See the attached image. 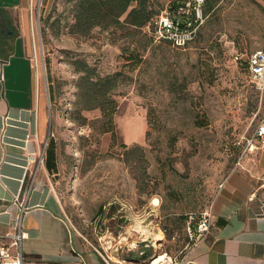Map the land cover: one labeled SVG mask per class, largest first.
Here are the masks:
<instances>
[{
    "label": "rangeland",
    "instance_id": "obj_1",
    "mask_svg": "<svg viewBox=\"0 0 264 264\" xmlns=\"http://www.w3.org/2000/svg\"><path fill=\"white\" fill-rule=\"evenodd\" d=\"M150 2L162 12L184 0ZM211 3L197 37L176 46L151 25L135 34L120 25L75 34L73 0H35L29 43L53 139L40 152L50 170L57 162L51 178L61 215L72 239L84 243L75 251L100 254L105 264L182 257L192 247L188 215L209 208L264 118V87L242 63L264 49V0ZM38 8L42 18H61L60 27L47 23L45 39ZM129 53L139 61H128ZM75 58L100 75L121 72L111 119L99 108L74 111ZM23 248L31 250L30 243Z\"/></svg>",
    "mask_w": 264,
    "mask_h": 264
},
{
    "label": "crops",
    "instance_id": "obj_2",
    "mask_svg": "<svg viewBox=\"0 0 264 264\" xmlns=\"http://www.w3.org/2000/svg\"><path fill=\"white\" fill-rule=\"evenodd\" d=\"M34 3L0 0L5 22L13 28L3 36L5 48L0 49V234L15 232L21 215L28 235L23 247L26 241L31 246L27 252L23 248L24 264H105L100 254L74 250L84 243L72 239L61 215L51 178L58 174L57 162L49 170L45 160H38L50 122L46 94L31 58ZM207 210L212 212L210 234L188 253L184 264H264V144L243 151ZM0 242H9V237Z\"/></svg>",
    "mask_w": 264,
    "mask_h": 264
},
{
    "label": "trees",
    "instance_id": "obj_3",
    "mask_svg": "<svg viewBox=\"0 0 264 264\" xmlns=\"http://www.w3.org/2000/svg\"><path fill=\"white\" fill-rule=\"evenodd\" d=\"M211 2L212 0H206L203 11L204 14L212 7ZM184 5L185 0L182 3L177 2V4H173L169 7V11L171 13H176L178 8ZM72 13L73 22L69 24V31L79 35H87L97 26L109 28L111 26L120 25L127 29L128 33L133 34L142 32L143 27L148 25L153 26L154 29V22L161 12L153 8L150 0H73ZM6 16V10L0 8L1 50L5 48L1 47L3 46V36L6 35L8 31L13 30V28L5 22L4 17ZM122 17H124L123 20ZM50 19V15L42 18L40 14V21L44 22L41 27V34L44 39L47 35V23H49L48 28H53L54 25L60 24L59 21L61 18L55 17L52 21H50ZM56 34H58V31ZM147 45L146 43L144 48H146ZM138 58H140L139 54L134 55L133 53H129L126 59L137 63L139 61ZM246 61V59L243 60V65H245ZM48 63L46 58V64ZM136 63L133 65H136ZM72 64L79 74L77 83L78 90L76 99L73 103L74 111L81 113L83 110L99 108L105 117L111 119L117 107V103L112 96V91L119 85L121 72L100 75L95 68L81 58H75ZM246 68L248 70L247 66ZM53 88L54 87L49 84L51 100H53L54 96L52 93ZM49 143H53L52 137H50Z\"/></svg>",
    "mask_w": 264,
    "mask_h": 264
},
{
    "label": "built area",
    "instance_id": "obj_4",
    "mask_svg": "<svg viewBox=\"0 0 264 264\" xmlns=\"http://www.w3.org/2000/svg\"><path fill=\"white\" fill-rule=\"evenodd\" d=\"M206 0H185V5L180 6L176 13L163 10L154 22V34L157 38L166 39L176 46H185L192 42L198 35L199 27L205 21L203 5ZM36 17L40 20V8ZM35 18V17H34ZM236 61H242V56L236 55ZM251 79L260 87H264V49L251 53L246 61ZM257 144H264V118L256 127L253 134L246 138V150L254 148ZM32 158L35 155L32 154ZM43 161V154L40 158ZM18 200V196H16ZM212 212L204 210L199 213H190L186 222L188 240L192 243L189 251L180 258H164L159 264H184L188 253L210 234L212 228ZM17 230L13 233L0 234L9 237V242H0V264H24L23 240L28 237L21 226V215L16 220ZM108 263V261L106 260ZM109 264V263H108Z\"/></svg>",
    "mask_w": 264,
    "mask_h": 264
},
{
    "label": "bare ground",
    "instance_id": "obj_5",
    "mask_svg": "<svg viewBox=\"0 0 264 264\" xmlns=\"http://www.w3.org/2000/svg\"><path fill=\"white\" fill-rule=\"evenodd\" d=\"M165 257L163 256V255H160L159 257H157V259H155L153 262H152V264H159V262L161 261V260H163Z\"/></svg>",
    "mask_w": 264,
    "mask_h": 264
},
{
    "label": "water",
    "instance_id": "obj_6",
    "mask_svg": "<svg viewBox=\"0 0 264 264\" xmlns=\"http://www.w3.org/2000/svg\"><path fill=\"white\" fill-rule=\"evenodd\" d=\"M51 129H52V126H51V123H50V124H49V129H48V138L50 137Z\"/></svg>",
    "mask_w": 264,
    "mask_h": 264
}]
</instances>
